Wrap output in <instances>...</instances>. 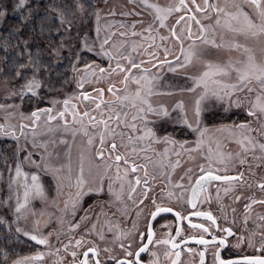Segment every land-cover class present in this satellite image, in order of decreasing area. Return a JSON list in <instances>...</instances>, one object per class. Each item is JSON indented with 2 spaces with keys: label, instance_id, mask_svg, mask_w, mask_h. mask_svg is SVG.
<instances>
[{
  "label": "flooded vegetation",
  "instance_id": "1",
  "mask_svg": "<svg viewBox=\"0 0 264 264\" xmlns=\"http://www.w3.org/2000/svg\"><path fill=\"white\" fill-rule=\"evenodd\" d=\"M233 2H239V0H209L210 4H217L221 7H224L226 11H234L231 8ZM180 0H176L175 7L178 6ZM197 4H200L201 7H204V0H196ZM185 4L188 5V8H182L180 11H172L170 18L172 16H177V19L172 21L170 26H166L165 34L164 28H157L155 25L152 27L154 30L161 29L163 36L156 34V39H153L154 49L151 52H144L145 56H141V52L131 53V58L140 64V68L131 69L130 73H123L120 71L117 66L106 70L108 62H102L100 58H88L86 63L83 65H74L75 71L73 70V87H79L78 91L83 90V86H78L80 80L83 79L84 83H87L89 80L93 79L94 76L91 75L90 79L87 75L91 70L86 68V65H91L95 68V71L101 74L98 71V67L105 69L104 75L113 78H122L128 74L132 75L135 72L143 71L147 68L148 75L154 77L155 75L162 73L163 70L159 68L169 67L167 63H163L165 58L168 61L172 62V65L176 64L175 56L179 55V43L172 37L171 32L168 34V30L175 27L178 34H181L183 30V35L186 36L187 28L191 25L192 31L195 34H198L200 25L205 26L211 30L209 25H215L216 13L211 9H208V14L211 19H205L204 13L195 11V7L192 4V0H185ZM173 9V5L171 6ZM191 9L189 11L188 9ZM246 11H251V9L245 8ZM195 15L197 19L200 20V25H197L194 20H189L188 17ZM183 16L184 19L180 20V23L177 24V20ZM223 21V14H221ZM189 22V23H188ZM215 37H220L223 32L222 30H215ZM160 32V31H159ZM225 36V35H224ZM163 37V39H162ZM226 37V36H225ZM261 37H245L253 41L260 40ZM227 38V37H226ZM228 39V38H227ZM222 41V40H221ZM218 41V44L222 42ZM188 41H185V46L187 47ZM165 49L168 50L167 57H165ZM245 49V47H244ZM264 51L263 49L250 50L245 54L252 55L257 57L255 53L261 54ZM112 59L115 62H119L122 67L129 68L130 65L127 60L118 58L112 55ZM260 63V59H255V61ZM89 61V62H88ZM113 62V61H112ZM143 62V63H141ZM98 66V67H97ZM73 67V69H74ZM112 69H115V72H112ZM165 71H163V74ZM111 73V74H109ZM122 73V76H121ZM172 78L170 75H166L164 78ZM122 79L121 83H122ZM163 79V77L161 78ZM174 79V78H173ZM172 80V79H171ZM256 86V83H255ZM254 86V87H255ZM112 91L104 92V97L102 102L105 104H114L117 102L118 95H113ZM99 88V87H98ZM98 88H93L90 91H97ZM109 89V88H108ZM117 89L124 90V84L122 83ZM258 90V88H257ZM246 92V90H245ZM86 94V93H85ZM85 94H78L76 97L72 98L69 101V104H73L77 101V105H80V102H86L89 99H85ZM107 95L109 96L107 98ZM113 96V99L110 96ZM243 97L244 93H237ZM255 93H253V96ZM235 99V96L233 97ZM99 102L100 107L104 104ZM76 104V103H75ZM83 108V107H82ZM85 111V110H84ZM83 111V112H84ZM213 111V112H212ZM172 121L164 125L160 129L161 134L166 131L174 136L177 141L189 140L190 136L193 137V141H196L197 134L192 133L186 127L181 126L179 123H175L177 118L180 116L175 110L170 112ZM202 127L211 126L217 127L219 125H233L239 124L242 122H247L253 120V118L248 117L244 108L237 109L235 107L231 108L228 112H221V110H209L203 114ZM105 117H108L109 114H105ZM95 117V116H94ZM92 121L89 125H98L100 130L104 129L103 124H98L102 118ZM153 119H156L153 117ZM189 119L190 118L189 116ZM117 122V120H114ZM252 126L258 128L259 125L253 120ZM163 129H165L163 131ZM235 129H233L234 131ZM130 135L135 137L138 133H133L132 130L129 131ZM218 130H208L207 134L211 138H216V133ZM221 136L217 140L222 142V145H219V148L215 144L213 147L208 144L204 146V150H199L196 152H187L185 147L181 148L180 144L175 145H165L163 143L153 144L152 149L148 152L141 151V149L147 143L146 141L133 142L129 140L128 136L122 135L120 137L115 136V142L118 146V154L127 157L129 163L125 165L123 161L116 162L114 157L116 153H110L108 150L104 151L103 158L97 155V150L100 148V143L92 148L94 156L96 158L95 163L102 167H106L107 174L105 179L109 180L112 190L121 191V194H110L109 190H105L102 186V191L97 193L95 190L99 189L100 186L96 182H90L93 174H96L92 167H84V176L88 183L95 184L93 192L85 194L80 200V204L76 209L75 213L70 210L71 216H65V218L70 221V225H75L79 223L78 228H70V225L65 227H58L56 224V219L54 226H49L47 229H54V234L49 235L50 230L39 231L45 237H51L47 245L37 244L34 240H31L29 236L24 235L23 233L15 235L11 232V239H14L15 242H9V244H0V246H5L8 250H0V264H13L15 260H22V264H72L73 257L71 255L72 251L77 252V264L82 260L83 252L87 250L90 245L97 247L99 255L93 257L92 253H89L90 264H95V260L99 259L100 264H114V261L109 259V256H116L117 259H134L133 257H125L124 251L119 247L121 242L125 243L127 246L128 241L132 240L135 237V240L132 242V250L135 252L138 250V246L141 245V239L139 236L140 232L145 233L143 243H147L146 231L147 224L150 222L153 226V231L155 233L154 240L160 239H173L177 244L176 248H171L170 245H149V249L155 250L160 255L161 264H171L172 260H176V252L180 253L178 264H200V252L204 253V264H216L215 252L217 251L216 247L213 244H209L207 248L204 245L196 243V240L203 237L206 240L211 241L212 235H216L218 238L223 236L222 231H217L215 226H212L209 221L203 217H197L192 213L195 211H205L211 212V214L216 218L217 224L221 229L224 227H231L234 232V236L229 237V243L226 247L220 248L219 253L221 259L225 260H241L244 256L260 255L261 253L256 252L254 248H249L247 246V238L252 237L256 247H259L260 243V233L264 232V221H261L259 218L264 216V204L256 203L252 204L251 208H245L246 204H251L253 199L260 200L264 199V193H261L258 188V183L261 180H264V162L258 160H253L249 155L246 157L248 163L240 165L235 153L240 151L239 145L235 143L234 139L230 136L228 131H219ZM188 133V134H186ZM188 135V136H187ZM193 135V136H192ZM252 135L256 136L257 133L253 132ZM113 137L105 139V144L108 145ZM257 139L261 142H264V137L257 136ZM144 143V144H142ZM133 148L136 149L133 152ZM165 148L168 149L165 153ZM176 148L181 156H177L178 159H169L168 154L171 155V152ZM202 149V148H201ZM209 149L212 150L213 158L216 159L217 155L222 153L224 159L228 161V154L232 153V159L226 164H213V174L218 175H229L235 176L243 172L242 180L225 182V181H212L207 184L206 189L199 193V199L196 202V208H193L191 204L188 203V200L192 196V187L195 184L196 179L201 175L200 166L203 165L206 169L208 168V161L205 159V155L208 153ZM257 154L259 151L257 150ZM111 156V159L109 158ZM149 157L150 159H146ZM135 164L137 170L132 172L131 168ZM141 166H146L148 171V176L144 175V168ZM251 166V167H250ZM128 168L127 174H125V168ZM189 169L191 171L189 172ZM219 169V171H217ZM85 170H88L87 174ZM92 173V174H91ZM102 174V178L103 179ZM189 176H191V183L189 182ZM108 177V178H107ZM140 178V184L136 185V178ZM96 178V177H95ZM145 180H147L148 187V198H144L143 193L145 191L146 185ZM178 185H183V187H178ZM251 185V187H249ZM109 186L107 188L109 189ZM123 186V187H122ZM136 187V192L131 193L132 199H129V193L131 187ZM101 188V187H100ZM228 189V191H225ZM88 192V189H87ZM86 192V193H87ZM171 193V195H170ZM116 195H119L121 198L116 199ZM239 196L240 199L236 200L235 197ZM152 198H155L158 203H163L167 206H171L174 209V212H180L183 219H177L174 212L171 213H161L157 216L155 220H151L148 216L149 210L153 208ZM143 199V203H139V200ZM135 201V202H134ZM88 213L87 220H81V217L85 216V213ZM139 213V215H138ZM245 217H247V223H245ZM52 221V223L54 222ZM135 223L136 228L133 229V224ZM95 224L96 228L94 231L92 225ZM190 224H204L206 227H210L209 233H203L199 229L191 228ZM181 229L180 236L176 235L177 229ZM28 232L36 233L35 227H29ZM111 229V230H109ZM103 231L104 240L99 238L98 233ZM122 232H130L131 235L127 240L121 237L120 240H117L116 237ZM53 233V232H52ZM253 233L255 235L253 236ZM243 235L246 239L245 242L241 244L239 248L234 247L237 236ZM10 238V237H9ZM83 239L81 246L77 247L76 240ZM67 245V249L65 248ZM4 248V247H3ZM104 248H109L110 252H105ZM188 249H192L191 252ZM167 250L172 253L171 259L166 260L163 253ZM149 252H143L140 254L141 264H148L152 259ZM7 253L8 259L5 260L4 256ZM37 254H42V259L36 260L33 259ZM24 257H28L27 260H24Z\"/></svg>",
  "mask_w": 264,
  "mask_h": 264
},
{
  "label": "snow or ice",
  "instance_id": "2",
  "mask_svg": "<svg viewBox=\"0 0 264 264\" xmlns=\"http://www.w3.org/2000/svg\"><path fill=\"white\" fill-rule=\"evenodd\" d=\"M192 4L195 7V11L204 13L205 19H211V17L208 14V9H211L214 13H216V19H215V25L222 27L225 29L228 33L233 34V37L235 36H244V37H260L264 36V0H239V2H233L231 5V8L234 9V11H226L224 7H221L217 4H210L209 0H204V7H201L200 4L196 3V0H192ZM26 5V0H18V2L14 3L12 5V10L17 11L20 9H23ZM93 6L89 4H85L82 2V0H61L59 4H49L47 6L48 11L56 12V17H50L47 12L43 16H35V19L33 18V12L30 9L27 16H23L22 20L19 24L14 25L11 31L9 32V35H15L17 33H21V30L28 26L29 23H35V21H39V34L41 36L44 35L45 32L49 34V44L51 43V33L53 31L59 32L62 27L65 25L67 28L65 30H71L75 18L77 17V14L80 15V17L83 19V21H86L87 16L85 15L87 9H91ZM146 7L155 9L157 13V19L160 21V26H165V20L167 19L168 15L172 11H180L182 8H188V5L185 4V0H180V3L178 6L173 8H168L166 10L160 9L156 5L147 4ZM251 9V11H246L245 8ZM7 8L8 5L5 3H0V18H4L7 15ZM191 11V9H188ZM93 14L91 11L87 12V15ZM97 22L99 21V12L96 11L95 13ZM221 14H223V23H222V17ZM184 17L181 16L177 20V24L180 23V20H183ZM188 19L194 20L197 25H200V20L196 18L195 15L189 16ZM208 27L212 28V35L211 37L208 35V28H206L203 25H200L198 34L193 33L191 25L187 28V34L186 36L183 35V30L181 34H178L175 27L169 29L171 32L172 37L179 43V55L175 56V66L172 65L171 61H168L166 58L163 61V63H167L169 65V71L175 72L177 68H186L190 64L193 63V60H200L201 53L203 51V48L200 46H211L215 48H221V47H228V48H236L239 49L242 46L235 41V39L231 41L224 42L223 36H221L222 43L217 44L215 40V27L209 25ZM150 30V29H149ZM36 32V28L33 27L32 31L22 40V43L24 45V51H28V45L31 39H33V36ZM97 33H99V27H97ZM133 35H136L137 33L133 32ZM163 39V37H162ZM188 41L187 47L185 46V41ZM109 40L106 38L100 47V53L99 55L109 57L112 59V53L109 51H106L104 48V45L108 44ZM19 47V44L17 45ZM61 47H63V44H61ZM84 47L87 48V50L92 51L91 48H88V46L85 44ZM8 45L5 43L4 45V51L7 53ZM246 52L250 51L249 49H244ZM40 51L38 50L36 55L33 56L31 52L28 53V61L27 63H19L16 67L15 74L12 77L13 79L18 78L22 75L20 69L28 68L30 67L33 71V74L30 78H27L25 83L21 85L19 95L21 99L27 94H31L33 97H37L39 95L38 90L42 87V82L40 79L37 78V74L41 71V69H46L45 64L42 62L40 57ZM52 53L56 56L59 55L58 49H53ZM23 53H21L22 55ZM121 59L127 60L130 67L125 68L122 67L119 62H117V68L120 69L123 73H130L131 69L134 68H140V64L136 63L135 60L131 58L129 55H124L123 53H117ZM168 50L165 49V57H167ZM7 59V57H6ZM143 63V62H141ZM98 67V66H97ZM86 68L91 69V65H86ZM76 70L75 67L73 69ZM98 71L103 74L105 73V69L102 67H98ZM148 69H143L144 75L142 76H135V75H124L122 79V83L124 84V91L130 92V95H126L124 97L125 101H128L133 108L136 109V113L133 115L132 119L133 121H139V124L132 123L131 125H126L132 129L133 133H138L133 137L132 135H129V140H138V141H146L147 143L145 146L141 149V151L148 152L152 149L153 144H160L163 143L165 145H175L180 144L181 148L184 147L185 144L188 143L187 140L184 141H177L174 136L170 133H167L164 131L161 134L160 129L163 128L164 125L168 124L172 121V117L170 115L169 110L164 106H153V104L150 101V97L153 95H157L159 93H156L154 91V80L156 77H149L148 75ZM95 72V69H93V73ZM112 72H115V69H112ZM236 74V82L229 83L226 82L224 79H217L219 78H228L230 79L232 74ZM111 74V73H109ZM188 79L192 81V86L187 89H182V91L186 90L190 93H196L198 88H202L203 90L199 92L195 99L194 108L192 110V119H189L188 114L185 110V106L183 102H178L173 110L179 109L180 116L177 118L175 123H179L181 126L186 127L188 130H190L192 133L197 134V139L194 142L195 147L185 149L187 152H196L201 149V146L206 143L205 141V135L208 132V129L206 127H202V121H203V114L206 111L209 110H222L223 112H228L231 110V108L235 107L237 109L244 108L246 111V114L248 117L253 118V120L259 125L258 128H254L252 126L253 120H249L247 122H242L239 124H233V125H220L218 128V131H228L230 136L234 139L235 143L239 145L240 151L236 152L234 155L237 158L240 165H244L248 163L246 157L251 156L253 160H258L260 162H264V142H261L257 139V136L264 137V63L257 64L254 60V57L252 55L248 56V59L246 62H237L232 63L229 62L227 65H221V64H213L212 62H207L205 64V70L202 71V73L198 76L196 75H190L188 76ZM129 81L131 83L135 84L137 87L135 89L129 88ZM253 81L256 82V86H251L253 84ZM209 82H211L214 85H217L215 88L209 87ZM78 86L82 87L83 82H81ZM258 88V90H257ZM246 89V92H245ZM97 91H102L100 89H97ZM109 91H112V88H109ZM237 93H244L243 97L240 95H237ZM253 93L255 95L253 96ZM17 93L12 92L10 93V96H15ZM9 96V98H10ZM235 96V99L233 97ZM85 99H88L87 94H85ZM117 99H120L119 97ZM53 103H57V101H53ZM63 104L65 106V111L60 112L59 118L64 119L65 113L67 111L69 100L65 99L63 101ZM3 107V106H0ZM7 107H13V105H7ZM75 108V106H73ZM96 108H100V104L96 105ZM52 112L51 108L47 109H37V111H34L31 113L32 117H35L36 119H39V113H48V119L49 121L56 119V117L52 116L50 113ZM73 116V122H79L81 124L83 134L86 137H89L88 143L92 144V137L89 135V131L87 127L84 126L83 120L85 117L88 118L89 123L91 124L92 121H95L94 116H90L88 111H85L82 116L79 112L74 111L72 113ZM121 116H127V112L123 113H116L115 119L117 121H120ZM79 117V120L77 119ZM150 117H155L156 119H150ZM113 116L109 115L107 119H101L98 121V124H103L104 129L99 132V143L100 148L97 150V155L101 158L104 156V151L108 150L110 153H116L115 154V161L120 162L123 161L125 165H128L129 161L127 157L122 156L118 154L117 152V144L115 142V131L109 128L108 121L112 120ZM65 126H67V121H65ZM93 127L96 125L93 124ZM23 127V126H22ZM233 129H235L233 131ZM0 131H3V126H0ZM253 132H256L257 135H252ZM5 135H8L7 132H4ZM14 136L15 134L12 133ZM95 135V134H93ZM123 135V134H121ZM106 136H112L113 139L110 141L108 145L105 144ZM217 147L219 148V142L217 141ZM257 150L259 151V154H257ZM136 149L133 148V152H135ZM168 149L165 148V153H167ZM179 155V153H177ZM233 154H228V161L232 159ZM111 159V156L109 157ZM146 159H150L149 157H145ZM205 159L208 161V168L206 169L203 165L200 166L199 170L201 175L198 179H196L194 186L192 187V196L188 200V203L191 204L193 208H196V202L199 199V193L204 191L206 189L207 184H209L212 181H225V182H232V181H238L242 180L243 178V172L239 173L235 176H229V175H218L213 174V164H226L228 161L224 159V156L222 153L218 154L216 159L214 160L212 150L209 149L208 153L205 155ZM28 162L32 167L37 169L36 172L28 173L25 172L22 168L23 162ZM7 163V161H5ZM144 168V175L145 177L148 176V171L146 166H141ZM251 167V166H250ZM42 169L43 173L50 175L52 178V181L55 182V191L56 196L59 197L62 194L63 189V181L65 179H70L68 176L61 175L63 166L56 167L54 166L48 159H46L44 156H40L39 161L33 158V155L31 153H28L24 156L23 161L19 159V156H17V162L15 166V176L11 178L10 183L8 185L9 189H12V185L15 184L21 177H23V182L21 186L24 189L23 193V200L21 201L19 197H17L16 206H15V212L21 213L23 209H29L31 214L33 216L37 215L36 210L33 208H29V205L31 204V201L39 200L41 204H46L49 200V193L51 191V185H48L46 187L45 183L43 182L42 176L40 175V170ZM137 168L135 164L133 163V166L131 168L132 172H136ZM71 169H69V172ZM191 169H189V172ZM219 171V169H217ZM9 172L11 173V167L9 166ZM128 168H125V174H127ZM30 177V182H29ZM191 176H189V182L191 183ZM140 178H136V185L140 184ZM87 183L85 176H84V167L83 163H81L80 167V173L76 177V184L75 187L77 189L75 193V198L71 197V194L69 196V200L65 201V209L67 210L69 208V204H71V211L73 214L75 213L78 205L80 204L81 198L85 194H89L94 191L91 187L88 188V192L86 193L84 191L85 184ZM145 191L143 193L144 198H148V187H147V180H145ZM258 188L261 193H264V180H261L258 183ZM69 187H71V184H69ZM123 187V186H122ZM178 187H183V185H178ZM251 187V185H249ZM102 187L100 189H96L95 191L99 193L102 191ZM136 187L132 186L129 193V199H132L131 193L136 192ZM225 191H228V189H225ZM109 193L112 194L111 186H109ZM171 195V193H170ZM121 197L119 195H116V199L119 200ZM236 200H239L240 197L236 196ZM53 202H55V198H53ZM135 202V201H134ZM152 205L153 208L149 210L148 216L151 220H155L158 215L161 213H171L174 212V209L171 206H167L163 203H158L155 198H152ZM3 203H7V201H4ZM139 203H143V199L139 200ZM264 204V199L256 200L253 199L251 204H246L245 208L246 210L251 208L252 204ZM177 219H183L184 217L181 216L180 212H174ZM193 215L197 217H203L207 221L211 223L212 226H215L217 231H222L224 233L223 236H220L219 238L216 235H212L211 241L204 239L201 237L200 239L196 240V243L202 244L207 248V246L211 243L213 244L217 251L215 252V260L216 264H264V232L260 233V243L259 247H256L253 238L250 236L247 238V246L249 248H254L256 252L261 253L260 255H252V256H244L241 260H225L221 259L219 250L220 248L226 247L229 243V237L234 236L233 229L231 227H224L221 229L219 225L217 224L216 218L211 214V212H205V211H195L192 213ZM40 215L43 216L44 212L41 210ZM139 215V213H138ZM88 213H85L84 217H81V220H87ZM20 219V216H17V220ZM261 221H264V216H261L259 218ZM245 223H247V217H245ZM39 226H40V220L36 219L35 221V228L36 233L33 234L32 232L24 231L19 226L15 228V231L17 233L23 232L24 235L29 236L31 240H34L37 244L41 245H47L48 239L45 237L42 233L39 232ZM80 225L79 223H76L75 225H70V228H78ZM191 228L193 229H199L203 233H209L210 227H206L204 224H190ZM261 227H264V225H261ZM96 228V225H92V229L90 231H94ZM136 228L135 223L133 224V229ZM111 230V229H109ZM9 231H11V225H9ZM181 229H177L176 235L180 236ZM51 235V233H49ZM99 238L101 240H104V233L101 231L98 233ZM131 235L130 232H122L120 233L116 239L120 240L121 237L123 239L127 240L128 237ZM255 233H253V236ZM140 239H141V245L138 246V250L135 252L132 250V242L135 240V237L132 238V240L128 241L127 246H125V243L121 242L119 244V247L124 251L125 257H133L134 259H117L116 256H109V259L114 261V264H141L140 254L143 252H149V245L156 244V245H170L171 248H176L177 244L174 242L173 239H160V240H154L155 233L153 231V226L149 222L147 224V231H146V238L147 243H143L145 233L140 232L139 233ZM245 237L243 235H239L236 238V241L234 243V247L239 248L242 243L245 242ZM83 243V239L76 240L77 247L81 246ZM67 245H65V248L67 249ZM105 252H110L111 250L109 248H104ZM189 252L192 251V249H188ZM89 253H92L93 257H97L99 255V251L96 246L90 245L86 251L83 252V259L79 261V264H90L89 259ZM71 255L73 257L72 264H77V252L72 251ZM150 255L152 259L148 262V264H161L160 255L157 251L151 250ZM166 260L171 259L172 253L165 250L163 253ZM200 264H204V253L200 252ZM175 256L177 257L176 260H172L171 264H178V259L180 256L179 252L175 253ZM4 259L7 260L8 256L7 253H5ZM24 260H27L28 257H24ZM33 259L39 260L42 259V254H37ZM13 264H22V260L18 259L13 261ZM95 264H100V260L96 259Z\"/></svg>",
  "mask_w": 264,
  "mask_h": 264
},
{
  "label": "rangeland",
  "instance_id": "3",
  "mask_svg": "<svg viewBox=\"0 0 264 264\" xmlns=\"http://www.w3.org/2000/svg\"><path fill=\"white\" fill-rule=\"evenodd\" d=\"M82 2L85 3L89 1L82 0ZM175 2L176 0H93V2H90L93 7L86 10V21H83L80 15L77 14L75 22L70 31L65 30L67 28L66 25L62 27L64 33L61 34H64L67 39L60 41V43L63 44V47H61V45L59 47L58 56L61 58L59 62L66 61L67 57L69 56L72 65H76L80 61L83 62L84 60H87L83 59L81 55L85 54L90 58L95 55L94 58H100L102 62H108L110 67H107L106 70H110L111 68L117 66V62L110 60L109 57L99 55L101 44L106 38L109 40V43L104 45L105 50L109 51L117 58L119 56L117 53H123L124 55L131 56L132 52H141V56L146 57L144 52H151L154 49L153 39L156 38L153 37L160 33L161 36L164 37L161 29H152V27L155 25L157 28H161L160 21L156 18L157 13L155 9L146 7V3L156 5L160 9L166 10L168 8H172V5L175 7ZM85 4L87 5L89 3ZM88 11H91L93 14L87 15ZM96 11L99 12L100 16L98 22L94 14ZM170 14L165 20V26L163 27L164 34L166 26H170L172 23V21L169 20L172 19L175 21L178 17L177 15L176 17L172 16L170 18ZM97 27H99V33H97ZM213 27H215V30H222L223 34L221 36H223L224 42L235 39V41L242 47L236 49L228 47L215 48L211 46H200L203 48L201 53L202 58L200 60L194 59L193 63L188 67L182 69L177 68L175 72L169 71V67L159 68L165 71V74H163L162 71V73L154 76L156 77L153 82L154 91L159 94L150 97V101L153 106H164L169 110V112H171L174 111L173 109L175 105L182 101L188 117L190 116V118H192V110L194 108L196 96L203 89L198 88L196 93H190L186 90L182 91V89H187L192 86V81L188 79V76L200 75L202 71L205 70V64L207 62L227 65L229 62L243 63L247 61L249 54H245L246 52L244 47L245 43L251 42H248L247 38L244 36L233 37V34L228 33L222 27L216 25ZM133 32L137 34L133 35ZM169 33L170 31L168 30V34ZM208 35L211 37L212 28L211 30L208 28ZM221 36L215 37L217 44L219 39L221 41ZM261 41L262 43L264 42V36L261 37ZM85 44L88 46V48H91L92 51L87 50V48L84 47ZM255 55L257 57H254V60L260 59V63H258L257 60L255 61L257 64L264 63V51L261 54L255 53ZM120 64H122V62ZM78 65L80 66L83 64ZM173 66H175V64ZM91 69V71L88 72L86 76H88L90 79L91 75H93L94 78L89 80L87 83H84L83 79L79 82V84L83 82V90L78 91L79 87H76V89L74 87L67 95L57 99H54L51 95H44L40 90H38L39 95L37 97L27 94L23 97V99H21L19 95L21 85L25 83L26 79L30 78L33 74V71L30 67L22 69V75L18 77L19 84L16 86L5 84L0 79V106H3L0 107V126H3V131H0V141L5 140L6 142L5 145H1L2 147H0V155L1 150L3 152V155L0 156V230L2 233H8L6 236L10 238L11 236H14L10 235L11 232H13L15 235L23 233H17L15 231L17 226H19L24 231L28 230L26 228L35 227L36 219L40 220L39 231L50 230L49 232L51 234H54V229H47V227L55 225V221L53 220L54 218L56 219V224L60 228L70 225V221L72 219L68 221L65 216H71V204H69V208L66 210L65 201L69 200L70 194L72 198H75V193L77 191L75 187L76 177L80 173L81 163H83L85 168L87 165L92 167L96 173L93 174L90 182H96L99 184L98 186H103L106 191L109 190L107 188V186L110 185L108 183L109 180L104 178L108 170H106V167L104 168L95 163L97 160L94 156V152L92 151V148L99 143V132L101 131L100 127L98 125L91 127V125L88 124V118H84L83 124L85 127H87L89 135L92 137L93 141L92 144H89V137H86L83 134L81 124L79 122H73L72 113L76 111L82 116L85 111H88L90 116H95L97 119L102 118L105 120L107 119V117L104 116L105 114L112 115L113 119L108 121V124L109 128L115 131L116 137L122 136L121 134L126 136L130 135L129 131L132 129L126 125H131L132 123L139 124L140 122L133 121L132 117L136 113V109L133 108L128 101L124 100V97L126 95H130V92L117 89V87H120L122 84L120 80L122 78L118 79L108 77L104 74H99L96 71L93 73V69L95 68L92 67ZM43 70L44 72L42 73ZM0 73H3L2 69H0ZM132 75L139 77L144 75V72L138 71ZM166 75H170L172 78H164ZM162 77L163 79H161ZM37 78L40 80L42 78L44 81V79L48 80L49 76L45 73V69H41V73L39 72L37 74ZM217 79H224L226 82L234 83L236 82V74L233 73L230 79L219 77ZM255 83L256 82L253 81L251 86H255ZM115 84L116 87H113L112 94L118 95L120 99L115 102V105L112 103H103L102 99L105 96L104 92H107V90H109L108 88H112V85ZM136 87L137 86L135 84L129 81L130 89H135ZM209 87L215 88L217 85L209 82ZM93 88H98L102 91H90ZM12 92H16L17 94L15 96H10V93ZM85 93L89 96L88 101L80 102L79 106L77 105V101L73 104H69L65 113V118L60 119L58 114L62 111H65L63 101L65 99L71 101V99L76 97L78 94L83 95ZM108 97L109 96L107 95V98ZM110 97L113 99L112 95ZM45 101L50 102V104L43 106L42 103ZM53 101H57V103H53ZM99 102L103 103L104 105L97 109L96 105ZM7 105H13V107H7ZM73 106H75V108H73ZM28 107H30V109H27ZM47 108L52 109L50 114L56 117V119L49 121L48 113H39V119L31 116V113L37 111V109ZM175 111L180 115L179 109H176ZM118 112H127V116H121L120 121L115 122V115ZM77 119L79 120V117ZM150 119H153V117H150ZM65 121H67V126H65ZM217 125L218 126L214 128V126H211L209 123V126L204 127L213 131L218 130L220 125ZM164 130L165 129H163V131ZM4 132H7L8 135H5ZM12 133L15 135L13 136ZM220 136L221 134L218 131L214 140V137L211 138L206 133V143L201 146L202 149L200 150H204L203 147L207 144L214 149L215 144L217 145V139L220 138ZM111 137L112 136H106V139ZM193 139L194 138L190 136L189 140H187L188 143L184 145L185 149L195 147V141H193ZM133 142H138V140H134ZM218 142L219 145L223 144L220 141ZM28 153H31L33 158L38 161L40 156H44L54 166H63L61 175L70 177V179H65L63 181L64 186L62 189V194L57 197L55 191V182L52 181L50 175L43 173L42 169L40 170V175L42 176L43 182L45 183L46 187L51 185V191L49 193V200L46 204H41L39 200L31 201L29 208L34 207L37 212L36 216H33L29 209H23L21 213L15 212L17 197H19L21 201L23 200L24 189L21 186L23 177H21L15 184L12 185L11 190L8 187L11 178L15 176L17 156H19V159L23 161L24 156ZM177 153L180 152L174 148V150L171 152V155L168 154L167 156L170 160L178 159L177 156L181 155H177ZM5 161H7V163H5ZM9 166L11 167V173L9 172ZM22 168L25 172L30 174L37 171V169L32 167L26 161L23 162ZM69 169H71L70 172ZM85 171L87 174H90V172L88 173V170ZM102 174H104L103 179H101ZM92 183L87 182L85 184V192H87L89 187H95L96 183ZM69 184H71V187H69ZM115 193L121 194L123 192L112 190V194ZM53 198H55V202H53ZM4 201H7V203H3ZM41 210L44 212L43 216L40 215ZM17 216H20L19 220H17ZM52 221L54 222L52 223ZM9 225H11V231H9ZM47 239L50 241L51 237H48ZM3 241L4 242L2 243L0 241V243L9 244V242H15L14 239L10 240L7 238Z\"/></svg>",
  "mask_w": 264,
  "mask_h": 264
},
{
  "label": "trees",
  "instance_id": "4",
  "mask_svg": "<svg viewBox=\"0 0 264 264\" xmlns=\"http://www.w3.org/2000/svg\"><path fill=\"white\" fill-rule=\"evenodd\" d=\"M86 1V0H84ZM90 3L93 0H88ZM18 2V0H1L0 3H5L8 5L7 8V15L4 18H0V69H2L3 73H0V79L3 83L16 86L19 84V78L13 79L12 77L15 74L16 67L19 63H27L28 61V53L29 51L33 56L36 55L38 50L40 51V57L42 62L47 66V70L45 73L49 76L48 80L42 81V87L39 89L43 92L44 95H51L53 98H61L67 95L69 92L72 91L73 87V67L72 62L67 57L66 61L59 62L61 58L59 56H54L52 53L53 49H58L61 45L60 41L67 39L64 34L62 28L59 32L53 31L51 33V43L49 44V34L47 32L44 33L43 36L39 34V21H35V23H29L27 27L21 30V33H17L15 35H9V32L13 28L14 25H17L21 22L23 16H27L29 10L31 9L33 12V18L35 16H43L47 12L50 17H56V12L48 11L47 6L49 4H59L61 0H26V5L23 9L13 11L12 5ZM36 28V32L33 36V39L30 40L28 45V51H24V45L22 40L32 31V28ZM62 31V32H61ZM68 41V40H67ZM7 43L8 50L7 53L4 51V45ZM19 44V47L17 45ZM21 53H23L21 55ZM84 55V56H83ZM81 57L83 59L87 58V55L83 54ZM7 57V59H6ZM87 60L83 62H76L78 64H84ZM22 72V69H20ZM44 70L42 71V73ZM41 73V71H40ZM41 77V75H40ZM50 102H43L42 105H48ZM41 105V104H40ZM27 109H30L28 107ZM6 142L0 141L1 145H5ZM3 152L1 150V155ZM5 156V154H4ZM9 158V156L7 155ZM8 234V233H6ZM5 233H2L0 230V241L1 243L4 242V239H10L6 236ZM0 243V244H1ZM4 247V248H3ZM0 250H8L5 246H0ZM2 255H0L1 257Z\"/></svg>",
  "mask_w": 264,
  "mask_h": 264
},
{
  "label": "bare ground",
  "instance_id": "5",
  "mask_svg": "<svg viewBox=\"0 0 264 264\" xmlns=\"http://www.w3.org/2000/svg\"><path fill=\"white\" fill-rule=\"evenodd\" d=\"M247 41L251 42V43H245V49L258 50V49L264 48V42L262 43V41H260V40L253 41V40L247 38Z\"/></svg>",
  "mask_w": 264,
  "mask_h": 264
}]
</instances>
